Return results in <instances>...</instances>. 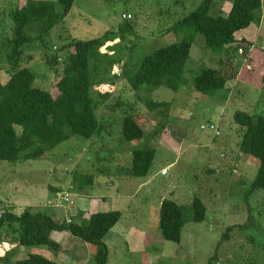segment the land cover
Masks as SVG:
<instances>
[{"label":"rangeland","instance_id":"374dc122","mask_svg":"<svg viewBox=\"0 0 264 264\" xmlns=\"http://www.w3.org/2000/svg\"><path fill=\"white\" fill-rule=\"evenodd\" d=\"M200 3L201 0H74L68 16L43 39L46 54L60 57L65 53L62 48L73 40L87 41L106 32L117 33L118 27L125 24L124 17L130 14L136 37L110 41L101 52L115 54V49L106 48L118 44L121 54L117 56L131 63L140 61L152 51L183 39L186 32L170 29ZM18 4L0 0V45L10 37L8 13ZM230 7V0H215L208 15L226 16ZM235 39L222 54L205 50L200 35L192 41L184 76L194 75L203 65L231 77L226 91L213 96L199 95L182 85L177 92L160 88L151 94L135 93L115 65L107 74L110 80L91 89L93 99L103 101L96 111L98 119L104 117L102 137L91 141L71 138L37 160L1 163L0 214L6 210L16 215L23 210H44L52 214L55 222L80 223L92 213L119 211L117 229L104 238L109 246L108 264H264V191L245 199L258 162L239 154L240 133L233 122L236 111L264 115V93L257 88L262 75L257 69L264 70V17L259 26L237 32ZM45 48L38 42L25 46L21 60L37 76L34 86L43 91L51 89L55 94L57 76L52 73L57 70L60 75L62 67L49 66L44 61ZM235 48L237 52L232 53ZM247 55L252 56V65L248 62L252 70L248 73L242 72ZM7 79L0 70V81ZM148 99L170 103L169 122L150 143L155 155L147 176L134 178L128 161L136 142L124 143L119 138L123 108L116 104L132 105L147 123V132H151L159 118L155 120L145 108ZM208 125L220 136L200 130V126ZM83 175L92 177L91 186L79 192L77 178ZM194 198L206 209L204 221L186 223L179 243L163 240L158 230L161 201L170 199L178 205H189ZM228 228L231 230L225 237ZM117 231L118 237L113 239ZM132 236L135 238L125 247V238ZM51 238L62 251L56 253L44 246L17 249L12 236L2 230L0 264H14L29 254L56 264H91L92 246L67 233L52 234ZM114 242L119 246L115 252L111 249Z\"/></svg>","mask_w":264,"mask_h":264},{"label":"trees","instance_id":"16d2710c","mask_svg":"<svg viewBox=\"0 0 264 264\" xmlns=\"http://www.w3.org/2000/svg\"><path fill=\"white\" fill-rule=\"evenodd\" d=\"M214 1L201 0L194 11L177 21L170 29L175 33L186 32L183 39L156 49L140 61L136 59L131 63L122 55L119 56L121 53L118 44L106 48L115 49V54L101 52L110 41L112 43L118 38L124 41L126 36L136 37L129 20L118 27L117 33L106 32L98 39L87 41L73 40L62 48L65 51L63 56H48L43 39L68 16L74 0H18L16 8L8 13L12 24L10 37L5 38L0 45V65L6 66L0 67V70L8 76L4 83L0 81V164L5 162L15 165L37 160L71 138L91 141L102 137L105 130L104 117L98 119L96 111L103 105V101L93 99L91 89L94 85L110 80L107 74L115 65L135 93L151 94L160 88L177 92L181 85L191 87L195 93L203 96L226 91V84L231 77L218 69L202 65L194 75L184 76V66L189 58L192 41L196 35H200L205 50L217 54L226 52L227 47L236 42L237 32L252 25H260L264 17V0H230L231 7L226 16H210L208 10ZM35 42L45 48L43 58L49 66L62 67L60 75L57 70L52 73L57 76L54 83L55 94L51 89L43 91L39 86H34L37 76L29 66H23V50L25 46ZM237 49H233L232 53H236ZM251 60V55L244 58L242 72L252 70ZM219 64L221 65V61ZM255 64L256 62L254 66ZM257 72L262 73L257 88L264 93V70L258 68ZM144 104L154 114L155 120L159 118L151 132H147V123L135 113L132 105L116 104L123 108L119 138L124 143L136 142L129 151L128 161L134 178L147 176L155 155L150 143L165 131L169 122V102L148 99ZM233 122L240 133L239 154L258 162L255 176L245 192L247 199L257 191H264V115L255 116L236 111ZM208 126L204 130L213 132L215 137L220 136L219 132L208 130ZM200 130H203L201 126ZM91 181L92 177L89 175L79 176L76 185L79 192L88 187ZM54 192L58 190L54 189ZM186 212L189 213L187 217ZM205 212L206 209L198 198H194L189 205H178L170 199H163L158 219L162 239L179 243L184 225L204 221ZM78 217L82 215L78 214ZM120 218L119 211H110L92 213L80 223H73L72 220L55 222L52 214L44 210H23L18 215L6 210L0 214V232L6 230L17 248L44 246L56 253L62 250L51 235L67 233L93 247L91 264H108V248L104 238ZM230 230L231 228L226 230L225 237H228ZM14 264L56 263L43 256L29 254Z\"/></svg>","mask_w":264,"mask_h":264},{"label":"crops","instance_id":"0c3cea01","mask_svg":"<svg viewBox=\"0 0 264 264\" xmlns=\"http://www.w3.org/2000/svg\"><path fill=\"white\" fill-rule=\"evenodd\" d=\"M15 1L17 2L18 0H13V4L15 3ZM35 1H44V0H35ZM50 1H54V0H50ZM245 64V63H244ZM244 64H243V66H244ZM149 180V182H150V180L151 179H148ZM147 180V181H148ZM142 186V185H141ZM51 213H54V212H51ZM121 220V219H120ZM120 220H119V222H120ZM67 221H69V220H67ZM119 222L112 228L113 230H115V229H117V227H118V225H119ZM111 229V230H112ZM111 230L109 231V232H111ZM113 235V239H115V237H118V231L116 232V233H113L112 234ZM120 238H123V237H120ZM131 238H135V237H130V238H125V240H124V244H125V247H128V243H129V241H130V239ZM106 246H107V248H108V252H109V246L106 244ZM118 247L119 246H117L116 244H115V242H114V244L113 245H111V249L113 248V250H114V252L115 251H117L118 250ZM131 247H130V245H129V248L127 249V250H129ZM18 249V248H17ZM131 252V249L128 251V253H130Z\"/></svg>","mask_w":264,"mask_h":264},{"label":"built area","instance_id":"2783aa9c","mask_svg":"<svg viewBox=\"0 0 264 264\" xmlns=\"http://www.w3.org/2000/svg\"><path fill=\"white\" fill-rule=\"evenodd\" d=\"M124 19L125 20H130L131 19V15L130 14H127L125 17H124ZM239 54H242V50L241 49H239ZM248 69H249V67H247ZM116 75L118 76L119 75V73H118V70H117V72H116ZM206 127H203V126H201V129H205ZM208 130H211V131H214V128H213V126H208ZM62 201H66L67 199L66 198H62L61 199Z\"/></svg>","mask_w":264,"mask_h":264}]
</instances>
